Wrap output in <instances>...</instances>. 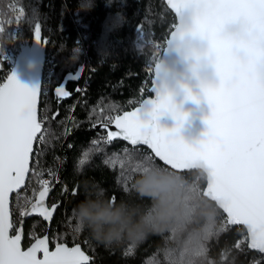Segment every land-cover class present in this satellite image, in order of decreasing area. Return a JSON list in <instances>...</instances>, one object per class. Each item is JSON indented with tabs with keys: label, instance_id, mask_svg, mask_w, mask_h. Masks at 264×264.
I'll list each match as a JSON object with an SVG mask.
<instances>
[{
	"label": "trees",
	"instance_id": "16d2710c",
	"mask_svg": "<svg viewBox=\"0 0 264 264\" xmlns=\"http://www.w3.org/2000/svg\"><path fill=\"white\" fill-rule=\"evenodd\" d=\"M76 17L82 18L86 28L74 22ZM0 24L5 27L0 49L29 44L39 24L42 43L46 40L45 53L54 58L53 72L42 78L39 117L43 131L32 156L29 179L25 188L12 196L14 226L25 202L28 206L39 190L35 184L38 173L57 167L61 160L62 182L49 198V202H60L49 237H55V243L81 244L93 257L89 264H264V254L248 248L245 229L228 225L224 213L203 196V173L173 171L148 148L132 147L121 140L93 144L106 132L96 129V123L107 122L106 115L113 110L121 113L133 108L149 94L153 72L147 65L159 51L148 41L166 40L176 24L164 0H0ZM139 31L143 40L136 45ZM81 37L85 44L82 53L76 51ZM16 54H10V62L7 57L0 58V65L10 71ZM57 88L68 95L58 96ZM82 159L86 161L83 164ZM137 164L142 165L138 173L133 171ZM157 171L188 176L191 181L194 195L186 197L190 223L180 230V238L186 240L182 250L176 246L175 229L105 246L82 224H76L80 205L93 211L126 206L125 211L139 219L152 210L153 201L136 193V181ZM209 208L217 212L219 228L215 231L201 218ZM46 229L40 218L28 219L24 246ZM193 232L204 233L195 247L191 245ZM30 233L36 236L31 239ZM50 243L55 244L53 240Z\"/></svg>",
	"mask_w": 264,
	"mask_h": 264
},
{
	"label": "snow or ice",
	"instance_id": "6c2138e0",
	"mask_svg": "<svg viewBox=\"0 0 264 264\" xmlns=\"http://www.w3.org/2000/svg\"><path fill=\"white\" fill-rule=\"evenodd\" d=\"M168 4L181 16L171 40L188 35L206 40L204 55L218 77V83L202 85L212 109L204 138L195 144L186 142L179 133L187 113L179 110L171 94L158 93L151 102V121H142L138 109L117 115L109 123L114 122L118 131L109 132L107 139L110 142L122 136L132 145H147L171 170H191L193 162H203L209 169L206 195L220 204L228 224L246 227L249 247L264 253V0H168ZM185 9L194 11L190 27L183 22ZM19 11L23 14L22 8ZM237 17L250 23L247 38H225L223 23ZM4 32L0 24V34ZM35 39L39 43V24ZM56 91L58 96L68 95L63 88ZM38 92L22 85L14 73L0 84V264H88L90 258L79 245L57 243L50 251L44 237L22 250L19 231L9 235L13 227L9 196L23 185L33 142L41 131L36 112ZM169 113L177 126L162 128L159 119ZM85 162L81 160V164ZM141 167L137 164L133 171L138 173ZM40 183L38 199L30 209L26 201L22 214L30 211L50 219L52 212L44 204L49 181Z\"/></svg>",
	"mask_w": 264,
	"mask_h": 264
},
{
	"label": "water",
	"instance_id": "95a60500",
	"mask_svg": "<svg viewBox=\"0 0 264 264\" xmlns=\"http://www.w3.org/2000/svg\"><path fill=\"white\" fill-rule=\"evenodd\" d=\"M167 7L172 11L175 16L176 24L175 26H179L181 23V16L180 14L176 13L170 5L168 4V0H164ZM194 11L192 9H185L183 10V22L186 27H190L193 23ZM241 17H237L232 20H228L223 23L222 25V32L224 28L232 22L239 20ZM244 18V17H243ZM246 19V18H245ZM247 20V19H246ZM175 29L173 28L166 39L164 46L160 49L157 56L154 60L153 65V77L151 80V87L149 88V94L144 97L137 105L133 108L125 110L121 112L119 115H123L125 112L135 111L136 109L139 110V116L142 121H151V111L153 108L152 101L157 99L158 93L164 94H171L174 102L178 106L181 112L187 113V118L183 121L182 126L180 128V135L183 139L190 143L195 144L201 139L204 138V134L207 130L206 118L211 115V106L209 105L207 99L204 97L202 85L205 84H216L218 83V77L216 75V71L214 66L206 59L205 53L207 51L208 43L206 40H203L199 37L193 38L192 36L188 35L183 40L176 39L171 40V34ZM45 45L42 43L41 34H40V41L39 43L35 39V32L33 35V39L29 44L23 45L19 52L16 54L14 58L13 65L9 74L6 76L2 83L7 82V77L14 73L18 81L28 87V88H36L39 89L37 95V103H36V112H37V120L41 124V131L37 133V137L33 142V149L32 153L29 158V171L24 178L23 185L17 191H14L9 196V210L11 214V222H12V212H11V201L12 196L15 193L20 192L22 189L25 188L27 181L29 179V173L31 169V160L33 153L35 151L37 140L43 131V123L39 120V108H40V99H41V89H42V72L43 66L45 61ZM197 56H200V59H197ZM1 83V84H2ZM189 91L191 92L192 96L197 97V99H193L192 96H189ZM177 120L169 113L162 115L159 119V124L162 128L173 129L177 126ZM106 124L107 127H102V125ZM96 129L103 128L107 134L109 132H116L114 122H98L94 125ZM112 140H121L125 143L129 144L132 147H145L148 148L151 153L153 154L154 158L159 160L162 165H165L163 161H161L158 157L155 156L154 152L147 146L143 144L139 145H132L130 141H126L122 138V136L115 137ZM170 169V166L165 165ZM203 168L206 171L205 176V187L203 189V196L209 199L210 201L214 202L217 207L223 212L220 204L213 199H211L208 195H206L205 190L208 186L209 181V169L207 166L200 161H195L191 165V170H173L176 172H189L193 169ZM58 183H54L51 185L50 191L48 192L44 204L49 210L52 212L50 219H45L38 213L34 212H27V214H21V218L16 226L12 225L13 227L9 230V235L14 236L19 233L21 234V248L22 250H27V248L31 247L32 244L36 242V240L43 239L44 237L48 238V247L50 251L55 249L56 244L51 245L50 237H49V228L51 222L56 214V211L59 207L60 202L56 203H49V198L52 192L55 190ZM42 189H39L36 193L34 200L31 203H35L38 199V194ZM31 203L27 206L29 209L31 207ZM53 206L54 209H53ZM224 213V212H223ZM227 219L226 213H224ZM40 218L47 224L46 231L38 236L35 237L27 246H24V239H25V223L28 219L31 218ZM228 224V223H227ZM230 226H240L243 227L246 231L245 226L242 225H231ZM68 247H74L79 245L81 250L89 256L88 264L91 262L93 257L88 254L81 244L76 243L73 245H68L64 242H60ZM249 239H247V246L250 250L258 251V249H252L249 247ZM261 253V252H260ZM264 254V253H261ZM42 256L41 254H38Z\"/></svg>",
	"mask_w": 264,
	"mask_h": 264
},
{
	"label": "clouds",
	"instance_id": "9594fccd",
	"mask_svg": "<svg viewBox=\"0 0 264 264\" xmlns=\"http://www.w3.org/2000/svg\"><path fill=\"white\" fill-rule=\"evenodd\" d=\"M249 28V21L241 17L229 23L222 34L225 38L242 40L247 38ZM192 173L195 175L203 173L206 176L203 168L193 169ZM135 190L139 196L148 197L153 201L152 210L140 215L139 219H134L133 214L126 212V206H121L116 211L108 208L93 211L89 206L80 205L77 209L76 224H82L93 239L105 246L118 245L125 239L139 241L148 234L171 232L175 229L178 233L176 246L182 250L186 240L180 238L182 237L180 230L190 223L186 197L194 195L189 177L169 176L157 171L138 179ZM201 218L211 230L219 228L217 212L212 208L207 209ZM203 235V232H193L191 245L197 246Z\"/></svg>",
	"mask_w": 264,
	"mask_h": 264
},
{
	"label": "built area",
	"instance_id": "2783aa9c",
	"mask_svg": "<svg viewBox=\"0 0 264 264\" xmlns=\"http://www.w3.org/2000/svg\"><path fill=\"white\" fill-rule=\"evenodd\" d=\"M74 22L79 25L80 27H83V28H86V25L85 23L82 21V18L80 17H76L74 18ZM143 40V35L142 33L139 31L136 33L135 35V44L136 45H140L141 42ZM46 42V40L43 41V43ZM166 40L164 41H153V40H149L148 41V44L149 45H154L156 49H158V51H160V49L164 46ZM76 49L78 51H81V52H84L85 51V44H84V38L81 37L78 41H77V45H76ZM20 50V49H19ZM19 50L17 49L15 53H18ZM53 62H54V58L52 55H45V61H44V66H43V72H42V78H46L48 77L52 72H53ZM153 65H154V62L153 63H148V67L153 69ZM0 71H1V78H0V84L4 81V79L6 78V76L9 74L10 71H8L4 66L1 65L0 67ZM120 112H118L117 110H114L112 111L111 113H109L107 116H106V121L109 122V120H113V118L117 115H119ZM39 120H40V117H39ZM108 134L107 132L103 133L100 137H98V139H96V141L98 143L100 142H105V143H108ZM39 139V138H38ZM38 142V140H37ZM97 143V144H98ZM62 163H61V160H59L57 162V167L53 168V169H49V168H46V169H43L41 170L39 173H38V177H37V180L35 182L36 184V187L38 189H41V181L43 180H47L49 181V187L51 185H53L54 183H61L62 182V179L59 175V170L61 167ZM56 238H54L53 236L50 237V240H55ZM57 240V239H56ZM55 243V242H54Z\"/></svg>",
	"mask_w": 264,
	"mask_h": 264
},
{
	"label": "rangeland",
	"instance_id": "374dc122",
	"mask_svg": "<svg viewBox=\"0 0 264 264\" xmlns=\"http://www.w3.org/2000/svg\"><path fill=\"white\" fill-rule=\"evenodd\" d=\"M25 44H28V43H21L20 45H12V46H9V47H6L5 49H3V54L2 53H0V55H3V56H5V57H7L8 58V60H7V62H10L11 61V57H10V54H12L13 55V53H15L16 52V50L18 49H20L23 45H25ZM77 52H81V51H78V50H76ZM82 53V52H81ZM1 59H2V57H0ZM0 67H1V65H0ZM0 78H1V75H0ZM114 111V110H113ZM107 116V115H106ZM40 137V136H39ZM29 236H30V238L32 239V238H34L36 235L34 234V233H30L29 234ZM55 238V237H54ZM53 242H57V240L55 239V240H53ZM56 244V243H55Z\"/></svg>",
	"mask_w": 264,
	"mask_h": 264
},
{
	"label": "flooded vegetation",
	"instance_id": "af4514ba",
	"mask_svg": "<svg viewBox=\"0 0 264 264\" xmlns=\"http://www.w3.org/2000/svg\"><path fill=\"white\" fill-rule=\"evenodd\" d=\"M50 204H52L53 202H49Z\"/></svg>",
	"mask_w": 264,
	"mask_h": 264
}]
</instances>
